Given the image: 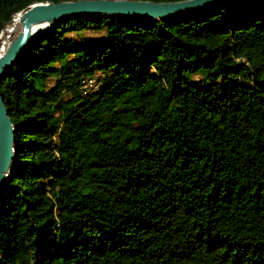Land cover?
Wrapping results in <instances>:
<instances>
[{"label":"trees","instance_id":"16d2710c","mask_svg":"<svg viewBox=\"0 0 264 264\" xmlns=\"http://www.w3.org/2000/svg\"><path fill=\"white\" fill-rule=\"evenodd\" d=\"M41 1L0 0V30ZM0 95V264H264V0L61 19Z\"/></svg>","mask_w":264,"mask_h":264},{"label":"water","instance_id":"95a60500","mask_svg":"<svg viewBox=\"0 0 264 264\" xmlns=\"http://www.w3.org/2000/svg\"><path fill=\"white\" fill-rule=\"evenodd\" d=\"M222 0H62L33 2L17 12V30L0 53V79L4 71L25 50L32 38L53 28L65 18L101 14L161 20L206 11ZM14 17V16H13ZM3 29V28H2ZM0 30V34L1 31ZM13 126L0 95V185L7 177L13 158Z\"/></svg>","mask_w":264,"mask_h":264},{"label":"bare ground","instance_id":"6f19581e","mask_svg":"<svg viewBox=\"0 0 264 264\" xmlns=\"http://www.w3.org/2000/svg\"><path fill=\"white\" fill-rule=\"evenodd\" d=\"M17 17L16 15L10 23L6 24L0 34V53L5 49L6 45L8 44L10 38L15 34L17 30Z\"/></svg>","mask_w":264,"mask_h":264},{"label":"built area","instance_id":"2783aa9c","mask_svg":"<svg viewBox=\"0 0 264 264\" xmlns=\"http://www.w3.org/2000/svg\"><path fill=\"white\" fill-rule=\"evenodd\" d=\"M99 82L95 75L87 76L81 79L80 89L81 93L86 95L97 89Z\"/></svg>","mask_w":264,"mask_h":264},{"label":"rangeland","instance_id":"374dc122","mask_svg":"<svg viewBox=\"0 0 264 264\" xmlns=\"http://www.w3.org/2000/svg\"><path fill=\"white\" fill-rule=\"evenodd\" d=\"M15 19V18H14ZM7 26V25H6ZM99 33H97V32H93V31H90V30H85L84 32H83V35H86V36H96V35H98ZM0 40H1V38H0Z\"/></svg>","mask_w":264,"mask_h":264}]
</instances>
